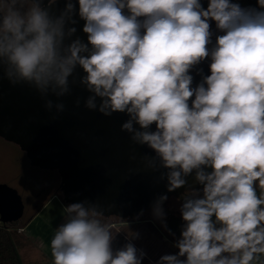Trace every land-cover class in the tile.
<instances>
[{"label":"clouds","instance_id":"clouds-1","mask_svg":"<svg viewBox=\"0 0 264 264\" xmlns=\"http://www.w3.org/2000/svg\"><path fill=\"white\" fill-rule=\"evenodd\" d=\"M42 2L0 0V71L10 84L60 98L81 68L85 107L129 116L121 130L155 152L147 166L168 169L169 192L194 170L203 185L202 198L194 193L181 207L178 253L158 264H264V11L231 0H209L207 9L200 0H78L88 43L66 44L76 32L66 28L74 4L53 17ZM210 20L224 33L211 49ZM209 57L211 74L193 88L190 70ZM166 199L154 206L158 218ZM65 211L51 240L53 264H142L145 253L130 242L113 251L95 206Z\"/></svg>","mask_w":264,"mask_h":264},{"label":"water","instance_id":"water-1","mask_svg":"<svg viewBox=\"0 0 264 264\" xmlns=\"http://www.w3.org/2000/svg\"><path fill=\"white\" fill-rule=\"evenodd\" d=\"M68 0H54L47 7L50 15L59 17ZM74 4L72 20L67 27H75V34L65 43L79 38L88 43L83 32L85 21L79 17L78 0ZM242 8L261 9L258 0H231ZM207 9L209 0H200ZM125 14L127 10L125 9ZM212 43L223 35L210 20ZM143 31V30H142ZM89 47H91L89 45ZM211 59L206 58L189 72L193 77L192 87H197L205 76L210 75ZM85 73L79 67L69 77V94L57 98L49 94L41 98L31 85L21 83L13 86L0 71V138L19 148L29 165L41 170L56 171L59 189L64 205L84 203L85 207L95 206L103 213L102 218H117L120 221L138 219L145 212L154 209L161 196L175 198L181 205V196L186 192H196L203 188L195 179V170L189 174L186 184L174 191H168V169L147 166L148 159L155 158V152L147 145L134 144L130 134L121 130L129 116L126 113H113L106 117L98 111H90L85 101L90 93L79 83ZM190 98L189 103L191 105ZM63 103L64 111L57 113L45 108V101ZM77 101L79 104L77 105ZM99 103V99L97 100ZM139 129V125H134ZM155 131V124L151 126ZM206 172L212 169L205 168ZM24 214L21 196L13 188L0 184V223L7 224L20 220ZM185 222L182 216L171 214L166 222V232L176 239L181 238Z\"/></svg>","mask_w":264,"mask_h":264},{"label":"crops","instance_id":"crops-1","mask_svg":"<svg viewBox=\"0 0 264 264\" xmlns=\"http://www.w3.org/2000/svg\"><path fill=\"white\" fill-rule=\"evenodd\" d=\"M259 194L260 189L257 187ZM50 196V197H49ZM57 195H48L46 201L26 221L23 228L18 230L23 235L26 243L36 248V253L29 251V247L23 248V254L29 264H53L51 255V240L54 238L57 228L61 225L54 218L48 217V204ZM143 217L125 221L112 220L107 223L113 233V251L121 249L127 243H132L145 256L142 264H158L163 255H175L178 248L175 246L178 240L166 232V226L161 225L155 219ZM215 218L213 217V220ZM219 227V225H217ZM138 234V235H137ZM27 249V250H26ZM24 250H26L24 254ZM35 254V255H34ZM22 258V257H21ZM181 259H184L181 257Z\"/></svg>","mask_w":264,"mask_h":264},{"label":"rangeland","instance_id":"rangeland-1","mask_svg":"<svg viewBox=\"0 0 264 264\" xmlns=\"http://www.w3.org/2000/svg\"><path fill=\"white\" fill-rule=\"evenodd\" d=\"M59 182L60 178L56 171H47L31 167L24 153L21 152L17 146L0 138V184H5L16 190L23 202L27 203L28 208L23 216L24 221H27V218L33 213L31 203L35 201V195L39 193L43 187L47 186L45 192L42 191L38 201H36L38 206L50 193L55 192L57 186H59ZM165 206L164 209L170 211V214H182V206L173 198L168 199ZM65 207L60 193H58L48 204V217L54 218L55 221L63 224L67 220ZM160 224L163 225V223ZM19 236L21 242V246L18 248L19 254L22 255L23 248L26 247H29L30 252L36 253V248L32 244L26 243L23 235L19 234ZM26 250H24V254ZM21 257L24 264L30 263V260H27L24 256Z\"/></svg>","mask_w":264,"mask_h":264},{"label":"trees","instance_id":"trees-1","mask_svg":"<svg viewBox=\"0 0 264 264\" xmlns=\"http://www.w3.org/2000/svg\"><path fill=\"white\" fill-rule=\"evenodd\" d=\"M202 190L203 188L196 192H186L184 194H190L191 195L190 198H194L193 195L195 193L196 194L195 198H202L203 196ZM58 193H60V196L62 198L60 189L55 190V192H52L49 195H57ZM184 194L182 196H184ZM173 199L176 200L175 198ZM176 201L180 203L181 205V202H179L178 200ZM65 206L67 207V205ZM151 211H148V212H151ZM147 217H150L149 219H154L153 215L151 214H149ZM166 218H167V215L163 214V217L158 218V222L164 223ZM112 220H119V219L111 217L108 220V222ZM25 224H26V221H24L23 218L13 223H7V224L0 223V264H24L18 252V248L21 246L18 230L23 228Z\"/></svg>","mask_w":264,"mask_h":264},{"label":"flooded vegetation","instance_id":"flooded-vegetation-1","mask_svg":"<svg viewBox=\"0 0 264 264\" xmlns=\"http://www.w3.org/2000/svg\"><path fill=\"white\" fill-rule=\"evenodd\" d=\"M48 3V0H43V2H42V6H44V4L45 3ZM46 188H47V186H45V187H43V189L39 192V193H37L36 195H35V201H33L32 203H31V208L33 209V213L41 206V204L46 200V198L37 206V204H36V201H38V199H39V196H40V194L42 193V191L43 192H45V190H46ZM57 189H59V186H57V188H56V190ZM183 195V194H182ZM191 197V195L190 194H184V196H181V199H182V201H184L185 202V199H187V198H190ZM184 198V199H183ZM23 201V200H22ZM23 204H24V214H23V216L25 215V213H26V210H27V208H28V206H27V203H24L23 202ZM167 204V201L165 202V204H163L162 205V211H163V214H166L167 215V218H166V220H165V222L163 223L165 226H166V222H167V219H168V217L171 215L170 213V211H167V210H165L164 208L166 207L165 205ZM32 213V214H33ZM32 214L29 216V218L32 216ZM149 214H151V215H153V218L156 220V221H158V217L154 214V211L152 210L151 212H147V213H144L141 217H139L138 219H141V218H143V217H147ZM178 216H182V214H180V215H178ZM23 218V217H22ZM29 218H27V220L29 219ZM98 219H100L101 220V222L102 223H104V224H107L108 223V220L110 219V218H102V217H97Z\"/></svg>","mask_w":264,"mask_h":264}]
</instances>
